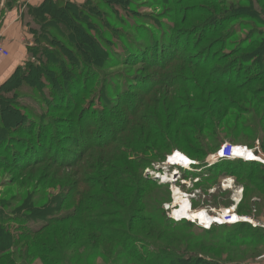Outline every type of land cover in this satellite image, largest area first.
<instances>
[{"label":"rangeland","instance_id":"374dc122","mask_svg":"<svg viewBox=\"0 0 264 264\" xmlns=\"http://www.w3.org/2000/svg\"><path fill=\"white\" fill-rule=\"evenodd\" d=\"M73 4L84 10L78 26L95 40L100 39L97 34L102 35L93 57L71 47L73 58L55 61L28 52L20 74L28 63L45 70L52 67L49 76L59 79L62 91L52 87L46 72L39 75L41 82L36 86L24 83L23 89L14 85L0 89V111L5 101L11 106L18 104L16 115L22 122L21 126L0 128L5 137L0 141V215L17 220L13 224L36 227L39 223L25 222L28 204L33 205L34 215H39L52 197L59 198L66 185L76 187L72 183L81 181L86 196L99 198L96 203L87 199L89 207L90 203L93 206L82 214L88 222H100L103 231L99 233L85 221L64 223L50 232H57L58 237L46 236L44 240L49 243L46 246H57L55 254L38 259L28 255L17 262L174 264L173 258L181 256L193 258L196 264H264L263 221L256 225L222 221L205 229L188 219L171 217L174 187L189 198L192 210L234 207L238 211L242 200L238 203L240 196H234L238 193L243 199L245 188H225L222 174L240 168L247 175L258 168L253 162L219 159L198 173V166L205 167L218 150L212 149L204 157L178 147L184 148L183 139L192 141L193 132L206 117H215L219 110L230 108L231 102L250 108L241 94H263L264 80L260 84L240 80L255 69L253 61L245 62L244 55L255 46H249L248 37L257 30L264 32V0H127L125 5L84 0ZM236 10L244 15L234 14ZM39 19L33 14L27 21L31 46L43 32ZM65 72L71 74L69 78ZM2 119L0 112V124ZM9 119L6 117L11 123ZM225 122L216 116L215 130L222 139L227 138L223 144L231 143L230 132L222 128ZM83 126L85 134L79 136ZM161 127L170 133V151L154 137L163 132L156 131ZM244 137L240 135L233 144L254 149L264 159L260 140L252 138L248 145ZM74 139L86 141L90 148L76 145ZM192 146L196 151L201 148L195 143ZM176 151L192 160L190 169L165 163ZM82 153L79 162L64 165L68 164L64 159L72 162ZM126 156L134 160L122 164ZM136 168H141L139 175L153 182L143 189L148 206L136 205L141 191L123 185L133 181ZM217 171V177L205 181L207 174ZM154 172L164 173V180L172 181L162 183ZM172 172L181 177L177 181L168 178ZM115 173L126 174L117 177ZM246 187L247 202L258 196L260 210L237 213L264 220V193L249 184ZM71 204L62 213H76ZM156 207L163 217L153 211ZM145 212L153 221L138 220ZM131 248L139 249V255L131 257Z\"/></svg>","mask_w":264,"mask_h":264},{"label":"trees","instance_id":"16d2710c","mask_svg":"<svg viewBox=\"0 0 264 264\" xmlns=\"http://www.w3.org/2000/svg\"><path fill=\"white\" fill-rule=\"evenodd\" d=\"M110 1H113L121 5H125L127 2V0H110ZM73 3L75 2H71L70 0H45L40 6L29 10L30 15L33 14L39 15L40 19L38 23L40 25V30L43 31L42 34L35 39L36 42L34 43V45L28 47V52L30 55L31 54L37 55L38 58H47V59L52 58L55 61L56 59L59 58H63V59L73 58V53L70 50L71 48H73L78 50L82 54L87 55V53H89L88 56L91 58L93 57L91 54H93V52L96 49H98L99 44L101 45L102 35L97 34L99 35L100 39L98 38L97 40H95V38H93L85 30L83 26L82 27L78 26L77 23L80 24L82 23L81 13H83L84 10L81 11L78 8V6ZM234 14L244 15V12H241L240 10H236L234 11ZM255 19L257 18L255 17ZM247 41L248 43H250L249 46H251L253 43H255V46L247 54L244 55L246 57L244 59L245 62L253 61V65L255 69L251 70L249 72L250 74L246 73V78L240 81H244L243 82L244 84H249L250 82L253 83V80H256L255 82L260 84V82L264 80V32H262L261 30H257L253 32L248 37ZM63 54L65 56H62ZM49 63L50 62L48 60L46 63V67H49L48 66ZM23 64H20L15 69L11 77L0 86L1 91H3V88L8 87L9 85H14L17 89H19V87L23 89L24 83L26 85H29L30 87L36 86L39 82H41L39 81L40 79L39 75H42L45 72L47 73L46 77L48 81L52 84V87H56V89L58 88L59 90L62 91L63 87H61L60 85L61 82H59V79H57V77H53V79H51L49 76V74L52 73L51 70H54L52 67L47 68L45 70L41 66L28 63L26 64L28 68L20 74L22 70V66H24ZM42 64H45V61L44 62L42 61ZM60 68L61 67H58L57 69ZM250 69H253V67H251ZM254 72L256 74L255 75L253 74L254 76H251L252 73ZM65 75H67L69 78L71 74L65 72ZM242 76L243 74H240L239 77ZM235 82L236 84L238 83V81ZM262 86L264 88V84H262ZM63 94L68 95V92H65ZM258 95L259 94L257 92H252V95L241 94L240 97H242L243 100L246 101V103L250 106V108H242L231 102V104H228L230 108L219 110L221 113L217 111L218 115L215 114V117H212L211 115L206 117V121L201 122L200 126L197 127L195 132H193L195 134L194 136H192V141L182 138L185 143L184 145H182V147L184 148H180L176 145L175 147H178L179 149H184V151L187 152L189 151L188 153L202 155L204 157H206L209 154V152H211L212 149L219 150L221 145L225 141L224 139L227 138L224 137V139H222L223 135L219 134L220 132H216L215 130V126H216L215 121L217 116V119L219 120L226 119V122L224 123L222 128L230 132L229 135L232 144L238 140L240 135L241 137L246 136L242 139H244V141H249L248 145L252 138H257L260 140L261 149L262 152H264V92L263 94H260L261 96ZM18 96L19 93L16 94V97ZM2 104H3L2 111L0 112H1V117L3 119L1 120L0 128L4 127L8 129L9 125H13V127L21 126L22 124L21 119L18 120L17 118L20 115L19 114L16 115V109L18 108V104H12L11 106L10 104H7L6 101L5 103ZM8 116H10L11 118L9 119L11 123H8L6 120V117ZM254 120L256 122H254ZM208 128H210V132L207 131ZM162 129L163 132L161 134H159V132L156 133L154 137H156L159 140V142L161 143V147H165L164 149L170 151L171 147H169L170 145L169 142L167 141L170 140L169 137L170 133L168 134V129L161 127V128H156V131H161ZM212 129L213 132L211 133ZM177 133L178 131L176 132V134ZM81 134H85L84 126L80 129L79 136ZM4 138H5L4 133L0 129V141H3ZM73 142L76 143V145L80 143L81 146L83 147L88 146L87 148H90L89 146L90 144H88L86 141L81 140L77 142L76 139H74ZM193 143L201 147L200 150L196 151L194 149V146H192ZM83 157L84 155L82 153L81 156L79 154L78 156L79 159L73 160L72 162H69V160L64 159L63 161L65 163H68L64 165H70L75 162H79L80 159ZM126 157H127L126 159L122 160V164H126L131 162V160L132 161L134 160L133 158L132 159L130 158L131 156L130 157L126 156ZM237 161H242L244 164L245 163L252 164V162L244 161L241 159ZM253 163L257 164L258 168L256 170H254L253 168L251 169L252 170L251 172H246L247 175L245 173H242L240 171V168H237V171L232 169L229 172L225 171V173L235 175V177L238 178V180L242 179L243 181L240 180L242 182H246V179H249V181L253 183L252 185H250L251 187H253L257 191L264 193V164L257 162H253ZM139 169L141 168H136L133 171V176H134L133 181H129L127 183H124L123 185L127 188H132V189L134 188L136 192L137 190L141 191L142 196H138L137 199H135L137 201L136 205L138 204L141 206L143 205L148 206L147 202L143 200V198L145 197L143 189L147 187L146 183H153V182L147 180L144 176L139 175L137 173V170ZM219 174L220 173L218 171L213 174H207L205 176V181L214 179ZM114 175L117 177L122 176L121 174H117V173H115ZM72 184H75L77 186L73 187L71 186V184L69 186L66 185L64 191L61 192L59 198L52 197L49 200L48 205L42 208V211L40 212L39 215L38 214L34 215L33 213L34 210L32 209L33 205L27 202L29 203L28 204L29 209L26 211H28L29 214L26 216L25 222L39 223L36 227L33 226L27 227L25 225L20 226L17 224H13L16 223L17 220L11 218L8 219L6 218V216L0 215V264H20L21 262H17V260L21 259V257H27L28 255H33L34 259H38L40 258L41 255L47 253L55 254L57 250V246H55V244L54 247L46 246L49 243L44 240L46 239V236L47 239L58 237L59 234L57 232H52V233L50 232L53 229H57L64 223L70 221H75V220L77 221L79 220L82 222L85 221L89 226H91L100 233V230H102L101 223L90 222V221L88 222L86 217L82 214V212L84 213L90 212L93 206V204L90 203V207H89V205L87 204V199H91L92 202L96 203L97 199L99 198L95 199L90 195L86 196V194L84 193L85 191L81 188V181ZM244 191L246 193H244L242 202L237 212L240 211L239 212L240 214L242 213L251 214L252 210H256V212L258 213L260 210L258 205L259 197L253 196L250 198L249 202H247V199L249 198V196L247 195V191H249V189H247L246 187ZM74 201H76V203ZM70 204L72 206H76L74 209L76 213L75 212L62 213V209ZM153 211L157 212L160 218L164 216L163 211L160 210L159 207H156V210L153 209ZM34 217H39L40 219H42V221L34 220L36 219ZM138 220L147 221V222L153 221V219L150 218L148 213L146 212L143 216H138ZM252 231L255 232L256 230L254 229ZM107 237L108 239H112L110 236ZM131 238L133 241H135L136 236L131 234ZM53 241L55 240L53 239ZM125 244L126 243H123L124 246ZM138 255H139V249L133 250L131 248L130 256L136 257ZM62 263H64V261H62ZM173 263L196 264L193 258L181 257V256L173 258ZM46 264H52V261H48L46 262ZM209 264H213V263H209Z\"/></svg>","mask_w":264,"mask_h":264},{"label":"crops","instance_id":"0c3cea01","mask_svg":"<svg viewBox=\"0 0 264 264\" xmlns=\"http://www.w3.org/2000/svg\"><path fill=\"white\" fill-rule=\"evenodd\" d=\"M45 0H1L0 2V42L9 50L10 57L0 59V86L7 81L14 73L15 69L28 58V47L33 44L32 36L29 33L28 18L30 16V9L40 6ZM75 3H82L84 0H70ZM28 21V22H27ZM249 149V148H248ZM256 156V150L253 149ZM259 157V156H258ZM257 157V158H258ZM247 161V160H244ZM249 161V160H248ZM251 162V161H249ZM252 162L264 164V159H256ZM197 165V164H194ZM205 167L198 166L196 171L200 173L202 168L213 167L214 162H211V157L205 162ZM195 172V171H194ZM222 176L223 182L226 184L227 178L232 182L227 189L240 188L243 186L252 185L253 183L246 179V182L238 180L233 174L225 173ZM220 176V178L222 177ZM202 179L199 178V181ZM228 180V179H227ZM254 181V180H253ZM255 182V181H254ZM258 220L264 222L263 219L257 217Z\"/></svg>","mask_w":264,"mask_h":264},{"label":"bare ground","instance_id":"6f19581e","mask_svg":"<svg viewBox=\"0 0 264 264\" xmlns=\"http://www.w3.org/2000/svg\"><path fill=\"white\" fill-rule=\"evenodd\" d=\"M236 150L237 153L241 154L243 157L246 158L244 160L247 161L249 160L251 162L256 160L255 153L250 149L245 148L244 146H238ZM167 164L183 166L186 169H190L189 166H191L193 162L185 154H182V152L180 153L176 151L171 156L168 157ZM230 182H232V180H230ZM173 189H174L173 191L174 209L172 210V215L178 220L180 219H188L190 221L196 220L199 221L201 224L205 225L206 227L211 226L213 222L223 221L222 217L212 216L206 211V209L192 210L189 198H187L186 195H184V193L179 188L174 187ZM237 218H238L237 215L233 217L234 223L238 221ZM243 221L248 222L249 220H243Z\"/></svg>","mask_w":264,"mask_h":264},{"label":"built area","instance_id":"2783aa9c","mask_svg":"<svg viewBox=\"0 0 264 264\" xmlns=\"http://www.w3.org/2000/svg\"><path fill=\"white\" fill-rule=\"evenodd\" d=\"M8 56H10V52H9V50H7L5 47H4V45L0 42V59L2 58V57H8ZM238 146H240V145H234V144H232V143H229V142H226V143H224V144H222L221 145V147H220V149L217 151V153L216 154H214L213 156H211V162H213V161H215V160H229V161H234V160H239V159H241V160H244V159H246L245 157H243L241 154H239V153H237L236 151V149H237V147ZM245 147V146H244ZM245 148H248V147H245ZM251 151H253V149H250ZM167 160H168V158H167ZM165 163H167V162H165ZM183 167V166H182ZM154 175L155 176H157V179H159V180H161L162 181V183H166V181H168V182H171L172 180H164V178H163V176H164V173H161V172H154ZM172 178V179H174L175 181H177L178 180V178H180L181 177V175H180V173H177L176 174V172H172V173H170V175L168 176V178ZM228 179V178H227ZM226 179V181H228ZM164 181V182H163ZM229 182H226V184L224 183V186H228L229 184H228ZM240 196L239 197V199L238 200H236V201H238V203L242 200L241 199V197H242V195L241 194H238L237 193V195H235L234 197H236V196ZM206 211L209 213V214H211L212 216H216V217H222V218H224V223H228V224H232V223H234L233 222V217L235 216V215H237V219H238V221L237 222H235V223H238V222H240V221H243V220H249L248 222L249 223H251V224H254V225H256L257 223H255V222H261V221H259V220H256L254 217H252V216H246V215H240L239 213H237V211H236V209L234 208V207H231V208H225V209H220V210H218V211H216L215 209H212L211 208V211H209L208 209H206ZM172 212V211H171ZM215 213V214H214ZM171 217L174 219V220H178L177 218H175L172 214H171ZM193 222H196L199 226H201V227H203V228H205V229H208V228H210L211 226H209V227H206L205 225H203V224H201L199 221H196V220H192ZM243 222H245V221H243ZM213 223H215V222H213ZM212 223V224H213Z\"/></svg>","mask_w":264,"mask_h":264},{"label":"water","instance_id":"95a60500","mask_svg":"<svg viewBox=\"0 0 264 264\" xmlns=\"http://www.w3.org/2000/svg\"><path fill=\"white\" fill-rule=\"evenodd\" d=\"M168 158V157H167Z\"/></svg>","mask_w":264,"mask_h":264}]
</instances>
